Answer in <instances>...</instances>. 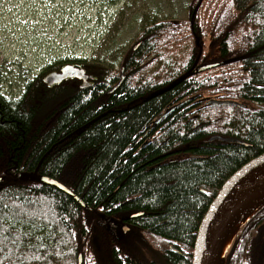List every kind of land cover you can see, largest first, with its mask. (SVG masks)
I'll use <instances>...</instances> for the list:
<instances>
[{
	"label": "trees",
	"instance_id": "obj_1",
	"mask_svg": "<svg viewBox=\"0 0 264 264\" xmlns=\"http://www.w3.org/2000/svg\"><path fill=\"white\" fill-rule=\"evenodd\" d=\"M135 39L111 63L54 62L17 98L0 68V264H192L219 191L264 153V0H188L185 16L151 20ZM66 63L87 83L45 82ZM23 172L59 180L87 207ZM221 261L264 264V205Z\"/></svg>",
	"mask_w": 264,
	"mask_h": 264
},
{
	"label": "rangeland",
	"instance_id": "obj_2",
	"mask_svg": "<svg viewBox=\"0 0 264 264\" xmlns=\"http://www.w3.org/2000/svg\"><path fill=\"white\" fill-rule=\"evenodd\" d=\"M187 1L0 0L3 90L19 97L28 79L54 62L82 57L114 62L147 22L185 16ZM131 230L139 236V230ZM156 247L149 253L134 246L132 253L150 256L158 253Z\"/></svg>",
	"mask_w": 264,
	"mask_h": 264
},
{
	"label": "water",
	"instance_id": "obj_3",
	"mask_svg": "<svg viewBox=\"0 0 264 264\" xmlns=\"http://www.w3.org/2000/svg\"><path fill=\"white\" fill-rule=\"evenodd\" d=\"M213 65H204L202 67H199L198 70H205L212 67ZM69 77H80L84 79L85 83L87 82V75L84 73V70L79 69L71 64L65 65L60 72L49 74L45 80L50 85H52L61 83L63 80ZM115 88L116 87H114L112 90H114ZM208 104L211 106L237 105L240 107H245L244 104L238 103L236 101L223 99H210ZM176 107L177 106H173L168 109L163 114V116L156 121L155 124L159 123L162 118L168 116L173 110L176 109ZM215 139L246 144L244 141L230 137H222L219 135L211 137V140ZM16 176L17 178L22 180H36L48 185L55 186L60 190L68 193L82 205L87 207V205L82 201V199H80L79 196H77L65 184L53 177L28 172L18 173ZM3 180L4 178H0V181ZM263 182L264 154L254 158L253 160L245 164L226 181L202 220L195 243L192 264H216L220 240L232 212L250 191H252L255 187L262 184ZM100 223L102 225H108L109 229L113 232L117 229V221L110 216L101 214ZM122 229L123 232H125L126 230H128V227L124 225ZM81 263L82 258L80 255L79 264Z\"/></svg>",
	"mask_w": 264,
	"mask_h": 264
},
{
	"label": "bare ground",
	"instance_id": "obj_4",
	"mask_svg": "<svg viewBox=\"0 0 264 264\" xmlns=\"http://www.w3.org/2000/svg\"><path fill=\"white\" fill-rule=\"evenodd\" d=\"M263 205L264 182L250 191L232 212L220 240L216 264L222 262L240 227Z\"/></svg>",
	"mask_w": 264,
	"mask_h": 264
}]
</instances>
